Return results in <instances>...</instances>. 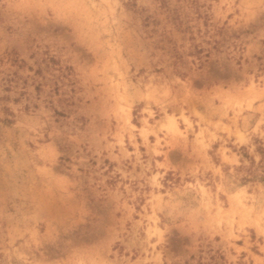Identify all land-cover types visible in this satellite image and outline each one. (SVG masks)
Returning <instances> with one entry per match:
<instances>
[{
    "label": "rangeland",
    "instance_id": "374dc122",
    "mask_svg": "<svg viewBox=\"0 0 264 264\" xmlns=\"http://www.w3.org/2000/svg\"><path fill=\"white\" fill-rule=\"evenodd\" d=\"M0 264H264V0H0Z\"/></svg>",
    "mask_w": 264,
    "mask_h": 264
}]
</instances>
